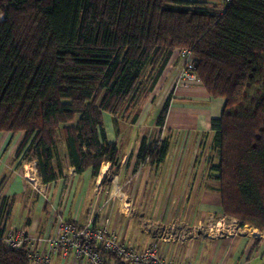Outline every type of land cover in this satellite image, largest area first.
Masks as SVG:
<instances>
[{"label": "trees", "instance_id": "16d2710c", "mask_svg": "<svg viewBox=\"0 0 264 264\" xmlns=\"http://www.w3.org/2000/svg\"><path fill=\"white\" fill-rule=\"evenodd\" d=\"M0 14V133L24 134L15 158L29 147L20 165L34 161L42 185L62 179L67 168L78 176L90 170L92 179L103 165L115 173L120 150L107 142L103 115L115 129L118 120L135 125L170 58L188 49L206 95L224 101L220 117L210 120L219 160L206 167L222 215L264 231V0L221 7L188 0H0ZM169 107L167 99L156 127H164ZM167 142L149 146L150 163L164 159ZM6 228L0 226V236ZM0 264L31 263L23 250L0 242Z\"/></svg>", "mask_w": 264, "mask_h": 264}, {"label": "rangeland", "instance_id": "374dc122", "mask_svg": "<svg viewBox=\"0 0 264 264\" xmlns=\"http://www.w3.org/2000/svg\"><path fill=\"white\" fill-rule=\"evenodd\" d=\"M223 3L224 0L221 1L222 5ZM212 4L210 3V5ZM183 50L190 51L188 49H182L177 50L176 52ZM178 61V56L174 53L163 70L160 79L157 82L150 97L141 101L140 107H138L140 113L135 125L130 126L129 124L118 120V122H116V131L111 117L108 114L103 115L104 132L107 142L115 143L120 150L117 164V166H119L118 169L117 166L115 167V171L117 169L115 173L105 174V176L98 183L96 182L98 178L96 180L92 179L90 173V179L86 187L85 201L82 200V197H76L74 194L71 196L68 191L66 192V186H70V183H72L71 178L67 176L69 174V168L67 167V170L65 171L66 180L60 183L63 191L57 189L56 186H44L39 179L37 180L39 187L33 186L34 184L31 183L27 178L25 180L24 177L27 176V174L32 175L31 170L35 168V162L32 161V163H24L20 165V161L22 162L24 159L27 160V157L30 155V149H28L29 147L24 150V154L21 159H18L19 157L15 158L16 151L23 139L24 134L19 133L15 136H12L8 133H0V182L2 179L4 180V184L2 185V189L0 191V196L2 194V190L5 191L8 183L10 184L11 180L13 179L12 177L17 174L18 176L15 177L25 184L26 193L28 194L23 196L26 198L29 197L26 199V201L30 203V207H26L28 211L26 218H28V220L34 218L39 221L38 230H36L37 232L28 231L25 228H22L24 226L23 224L21 225L22 227H19L20 225L18 227L10 226L11 221L9 222L8 217L4 218L0 214L2 216H0V226L4 224L5 227H7L4 234L0 236V242L3 246H5V239L8 234L7 229L9 228H21L22 230L32 233L36 236L46 233H53L59 224L58 219L52 218L49 222H47L43 218H46V216L48 217L50 211H54L51 210V203L59 200V205L56 209V212L58 211L64 213L67 209H69L68 203H70L71 207H77V213L79 210V214L77 215V219L79 220L78 222L82 220L85 221L91 215L92 210L96 211L99 206L103 205L104 208L100 210L99 215L110 218L111 224L112 221L117 222V225L115 226L117 230V226H121L124 223H130L132 227H136L142 233L147 232L145 236H147L149 240H144V245L149 244L150 239H160L164 233L160 227L162 224L167 225L168 222H170L175 225L183 226L179 228L173 226L177 232L182 234L191 233L195 227L197 231H201L202 233H205L206 229H208L209 232L212 230L215 233L220 231L218 236L230 235L231 237H234L233 239L235 240H243L242 248L245 250L246 254H248V247L253 245V240L256 238L264 237V231L259 232L256 229L253 230V228L249 226L239 227L238 223L234 219L222 215L221 209L219 208L220 196L216 190L217 183L214 180L208 179L207 175H211V173L209 170L208 172L206 170L208 164H215L219 160L217 151L212 143V135L203 133H194L193 135L190 133H181L177 134L176 136L175 133L173 134L172 132H168L165 129V126L161 129L155 126V120L158 111H160V109L163 107L166 101V95H170L171 92L173 93L174 88L180 89V86H176L179 83L176 78V73L178 72L179 67H185V61H183V59L179 62ZM168 90L170 91L167 94L166 92ZM187 103V106H195L194 101H188ZM249 104V99H245L243 106L248 108V106H250ZM238 109L239 111H242V108ZM116 132L117 135L115 134ZM164 140L173 143L175 147L177 146L181 151L183 150L184 152V157L182 159L183 161H181L183 162V166L181 170L182 175L179 188L184 187V178L187 171V168L184 170V166H188L192 162V159L194 161L197 160L201 164L198 170L199 178L197 177V181L194 182L196 184V191H200L199 196H195L192 200L185 196L167 197L166 200L168 201V204L173 203L176 204L175 206H179L181 204L189 203L190 200L191 204L195 206V208L197 207L198 210L202 209L203 207L206 208L205 213L202 211H196L194 215H190L191 211L189 208H187L189 212L184 214L180 212V209L177 213H171L167 211L157 212L158 207L161 203H163L165 198H160L158 192V166L156 165V162H149L146 153L150 145L155 147L161 142L159 144L160 146ZM177 141H179V143H177ZM191 170L192 174L189 183H192V181L195 179L193 176V166H191ZM204 177H206L205 181L207 180L208 182H211V185H209L208 188L213 187L210 190L212 191L210 193H212L213 196L207 198V200L205 199V202L204 196L206 194L203 179ZM116 187H118L119 191L122 189L117 194L115 193ZM214 188L215 190H212ZM56 191L58 197H55ZM51 192L52 194H50ZM94 194H97L98 199H93ZM118 194L123 195V198L125 199L124 203H122L121 199L118 197ZM35 199L40 202L37 204V209ZM212 199H218V203ZM23 200V198H20L17 200V202H22ZM186 200L187 202H185ZM2 202L4 201L0 200V206ZM90 203L91 205L95 203V206L90 207ZM16 208L19 209V206L17 205ZM156 209L157 211H155ZM58 214L61 215L60 213ZM18 215H20L22 219L25 213L19 211ZM184 216L185 218H183ZM248 243H250V245L247 247ZM146 248L147 247L144 249ZM261 250L262 251L259 252L253 251V254L256 255V258L261 257V254L264 252V248ZM251 260L253 261V258ZM262 262L264 264V261Z\"/></svg>", "mask_w": 264, "mask_h": 264}, {"label": "crops", "instance_id": "0c3cea01", "mask_svg": "<svg viewBox=\"0 0 264 264\" xmlns=\"http://www.w3.org/2000/svg\"><path fill=\"white\" fill-rule=\"evenodd\" d=\"M222 0H197V2H205V3H213L212 5H216L221 7ZM217 2V3H216ZM221 5V6H220ZM2 19V15L0 14V20ZM183 89H175L174 92L170 95H166V100L170 99V107L166 117V124L165 129L168 132L177 134L181 133H190L193 135L194 133L198 134H210V120L218 119L221 115V111L224 105V101L222 100H213L206 95V92L202 88V86H193L185 91H181ZM170 90L166 93L168 94ZM172 99V100H171ZM188 101H194L195 106H187ZM190 109V110H188ZM191 138V137H190ZM180 141V140H179ZM177 141V143H179ZM176 143V144H177ZM159 146V144H158ZM158 146H152L151 150L153 151ZM171 142H167V150L164 159H161V162L156 165L158 166V192L160 198H165L163 203L160 204L155 211L157 212H173L177 213L182 212L187 213L189 210L191 211L190 215H194L196 211H202L203 213L206 212V208L197 209L195 206L191 204V201L195 196H199L200 191H196V184L194 182L197 181V177L199 178V168L201 164L196 160L192 159V162L188 166H184V170L187 168L186 175L184 178V187L181 189L180 181L182 175V166H183V157L184 152L181 151L177 146ZM199 158V157H198ZM191 166H193V173H194V181L192 183L189 181L191 180ZM107 167V165H106ZM108 168V167H107ZM91 171H86L82 176H71L68 174L67 176L71 178L72 183L70 186H66V192L70 193L72 196L73 194L76 197H82V200L85 201L86 199V187L88 185V181L90 179ZM197 174V175H195ZM17 174L14 175L10 182L8 183L5 191L2 190V194L0 196V200H7L9 202V214L8 220L11 221V225L13 227H22L28 231L37 232L38 230V220L31 218L28 220L26 215L28 213L26 207H30V203L26 201L29 197H24L23 195H28L26 193L25 184L22 183L17 177ZM79 177V178H78ZM208 179L213 180V177L207 175ZM26 180V176L24 177ZM23 178V179H24ZM204 177V187H205V199L213 196L211 188V182L205 181ZM66 180V175H63V178L58 180L54 184H50L56 186L57 189L63 191L60 183ZM80 180V181H78ZM96 180V179H95ZM98 180V179H97ZM96 180V182H97ZM98 183V182H97ZM11 185V186H10ZM46 185V186H50ZM45 186V185H44ZM212 190H215L212 189ZM52 191V188H51ZM52 194V192L50 193ZM171 196H180V197H189V203L181 204L179 206H175L176 204H168L166 200L167 197ZM55 197H58L57 191L55 193ZM23 198L22 202H17L18 199ZM98 199L97 194L93 195V199ZM50 199V196H49ZM92 199V200H93ZM220 199V198H219ZM218 203V199H212ZM97 201V200H96ZM95 201V202H96ZM101 201V200H100ZM92 202V201H91ZM187 202V200L185 201ZM207 202V201H206ZM40 203L35 199L36 209L37 204ZM196 203V202H195ZM221 209V201L219 200ZM95 204V203H94ZM91 205L90 207H94L95 205ZM100 204V203H99ZM17 205L19 209H17ZM59 200L54 201L51 203L50 211L48 217L46 216L45 219L49 222L52 218L58 219V221H75L77 219V215L79 214L76 211L77 207H71L70 203H68V208L64 213L56 212L58 208ZM70 206V207H69ZM189 208V210H187ZM24 212L25 215L21 219L18 212ZM222 212V211H221ZM60 213L61 215H59ZM56 216V217H55ZM185 218V216L183 217ZM76 221H79L78 219ZM83 221V220H82ZM80 221L79 223H83ZM28 222V224H27ZM201 223V222H199ZM219 224V223H218ZM117 222L112 221L111 229L113 232L119 237V239L124 243L125 246L142 251L145 247H156L159 251V254L163 261H172L174 263H185V264H263L264 261V252L261 254L260 258H256V255L253 254V251H262L261 249L264 248V237L254 238L253 245L249 246L248 243V254H246L245 250L242 248L243 240H235L234 237L229 236H218L219 232L210 231L208 229L205 230V233L201 231H197L194 227V230L191 233H180L175 230L174 227H183L180 225H175L170 222L168 224H162L160 227L161 230L164 232L163 236L157 240H151L149 244L144 245V240H149L145 234L147 232L142 233L136 227H132L130 223H124L121 226H117L118 230L115 228ZM174 226V227H173ZM218 228V227H216ZM21 229V228H20ZM220 229V227H219ZM255 230V229H253ZM179 234V235H173ZM182 234V235H181ZM188 235V236H186ZM259 235V234H258ZM233 240H232V239ZM246 254V255H245ZM253 258V261L251 260ZM52 264H86L82 260H76L73 254H69L62 258V254L59 253L58 255L54 256Z\"/></svg>", "mask_w": 264, "mask_h": 264}, {"label": "built area", "instance_id": "2783aa9c", "mask_svg": "<svg viewBox=\"0 0 264 264\" xmlns=\"http://www.w3.org/2000/svg\"><path fill=\"white\" fill-rule=\"evenodd\" d=\"M175 54L179 61H185V67H179L176 73L179 81L176 86L183 90L201 86L195 74V60L191 52L183 50ZM71 171L69 169V174L75 176ZM103 208L101 205L96 211L92 210L83 223L76 220L69 223L59 221L53 233L36 236L22 229L9 228L5 247L23 250L25 258L31 264H52L54 256L59 253L63 259L73 254L76 260H82L86 264H117L115 260H107L104 254L114 256L121 264H185L163 261L156 247L138 251L125 246L111 229L110 218L99 215Z\"/></svg>", "mask_w": 264, "mask_h": 264}, {"label": "bare ground", "instance_id": "6f19581e", "mask_svg": "<svg viewBox=\"0 0 264 264\" xmlns=\"http://www.w3.org/2000/svg\"><path fill=\"white\" fill-rule=\"evenodd\" d=\"M2 20V19H1ZM0 20V21H1ZM193 87V86H192ZM107 167H106V165H103V166H101V169H100V174H99V177H98V180H97V182H100L101 181V179L105 176V174H106V172H107ZM32 171V175H29V174H27V176H26V178L31 182V183H33L34 185L33 186H36V187H39V184H38V177H37V175H36V170H35V168L33 169V170H31ZM122 189H120V191H121ZM119 190H118V187H116V189H115V193L117 194V193H119L120 192ZM115 194V195H116ZM117 196V195H116ZM118 197L121 199V201H122V203H124L125 201V199L123 198V195L122 194H118Z\"/></svg>", "mask_w": 264, "mask_h": 264}]
</instances>
